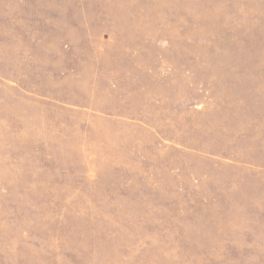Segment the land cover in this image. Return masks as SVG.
I'll return each mask as SVG.
<instances>
[{
    "label": "rangeland",
    "instance_id": "obj_1",
    "mask_svg": "<svg viewBox=\"0 0 264 264\" xmlns=\"http://www.w3.org/2000/svg\"><path fill=\"white\" fill-rule=\"evenodd\" d=\"M0 264H264V0H0Z\"/></svg>",
    "mask_w": 264,
    "mask_h": 264
}]
</instances>
